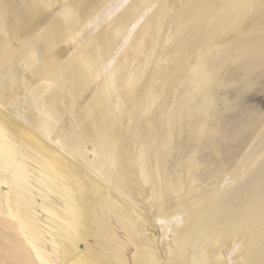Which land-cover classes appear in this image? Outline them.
Returning a JSON list of instances; mask_svg holds the SVG:
<instances>
[{
  "label": "rangeland",
  "instance_id": "obj_1",
  "mask_svg": "<svg viewBox=\"0 0 264 264\" xmlns=\"http://www.w3.org/2000/svg\"><path fill=\"white\" fill-rule=\"evenodd\" d=\"M61 2L0 0V264H264V0L97 2L95 62L72 36L90 3ZM173 95L167 115L147 100ZM196 112L209 147L186 175L173 132L156 141ZM176 185L220 190L209 212L188 205L186 231L164 220Z\"/></svg>",
  "mask_w": 264,
  "mask_h": 264
},
{
  "label": "bare ground",
  "instance_id": "obj_2",
  "mask_svg": "<svg viewBox=\"0 0 264 264\" xmlns=\"http://www.w3.org/2000/svg\"><path fill=\"white\" fill-rule=\"evenodd\" d=\"M61 1H64V0H58V3L61 4L62 2ZM86 1V4L87 3H90V5L88 6V8L84 9L83 11H80L79 14H78V18H80V26L75 29V30H72V36L73 38L76 40V43L80 44H84V45H88L87 48H88V51L86 53V60L85 61H91L92 59L94 60V62L96 61V58H97V55H98V51H97V48L93 46V44L95 43L94 40H95V36H94V32L95 30L97 29V25H98V15L97 13L94 14L93 16L89 17V14L92 12V11H96V8H95V4L97 2L101 3V4H105L106 6V9L110 8V7H113L112 3H115L116 0H84ZM105 2V3H104ZM104 9V8H103ZM107 12L106 10H104L103 13ZM79 22V23H80ZM196 79V78H195ZM200 81V80H199ZM207 81V80H206ZM207 85V84H206ZM206 89V88H205ZM204 91V90H202ZM183 93V92H182ZM180 95V93H179ZM178 95V97H179ZM197 95V94H196ZM149 96V95H148ZM174 96V95H173ZM171 97V98H166V100H162L164 103H156L155 102V98L153 97H149L147 98V100H149L150 102L149 103H154L155 105H161L162 106V109L164 111L162 112H165L166 115L168 113H172L174 109H176L177 107V104H178V97L177 96H174V97ZM183 96V95H182ZM181 97V95H180ZM203 98V97H202ZM199 100V99H198ZM181 102V101H180ZM179 102V103H180ZM192 102V101H191ZM147 103V102H146ZM201 103V102H200ZM164 104V105H163ZM193 104V103H192ZM148 105V104H146ZM150 105V104H149ZM153 106V105H152ZM159 106V107H161ZM146 107V106H145ZM150 108V107H149ZM158 108V107H157ZM151 109V108H150ZM157 111V109H156ZM177 111V110H176ZM193 111V110H192ZM148 112V111H147ZM199 112V111H198ZM150 113V112H149ZM179 114V113H178ZM163 115V114H162ZM165 115V114H164ZM161 116V115H160ZM159 117V119H161ZM170 116V115H169ZM176 116V115H175ZM183 116V115H182ZM194 118L191 120L189 119H185V122H184V127L181 128V129H178V126H177V123L176 121H174V119H172L171 121L169 122H165L163 123L162 125V131H163V135L161 136L160 139H157L156 141V149L158 152V154L160 153V151L164 150L167 146H169L170 142H171V138L168 137L169 139L167 141H165V134L169 131H172L173 132V137L181 144V147H182V152L180 154V157H178L176 154L175 156H177V158H179V164L180 166L178 167H181L182 169H184L187 174L186 175H189V172L193 169V164H194V159L192 157V150L194 148V146L196 145H205L207 147H209V142L207 141V138H209V135L206 137L205 135V131H206V128H205V125L203 123V120H202V116L200 114H198L197 112L195 113V115L193 116ZM176 118V117H175ZM191 118V117H190ZM167 120V118H166ZM169 120V119H168ZM146 122V121H145ZM145 124V123H144ZM148 124V123H147ZM183 125V124H182ZM131 126V125H130ZM147 126V125H146ZM150 126V124L148 125V127ZM161 126V124H160ZM153 127V126H152ZM156 127V126H154ZM128 128V127H127ZM126 128V129H127ZM135 128V127H133ZM137 128V127H136ZM135 128V130H136ZM155 129V128H154ZM128 130V129H127ZM126 130V132H127ZM133 130V129H132ZM150 130V129H149ZM136 132L135 131H128L126 134H125V139H124V145L130 149L131 151H133L136 155H137V158H138V166L143 170L145 165H146V162H147V156H148V147L147 146H140L138 143H137V139H136ZM142 134V133H141ZM140 134V135H141ZM157 134V133H155ZM168 134V133H167ZM170 134V133H169ZM143 135V134H142ZM139 137V136H137ZM158 137V136H157ZM147 138V137H146ZM154 138V136H153ZM143 139V138H142ZM141 139V140H142ZM145 139V138H144ZM204 139V140H203ZM140 140V139H139ZM146 140V139H145ZM156 140V139H155ZM152 141V140H150ZM175 141V140H174ZM153 142V141H152ZM155 143V142H154ZM178 143V144H179ZM145 144V143H144ZM172 144V143H171ZM173 144H175V142H173ZM171 146V145H170ZM174 146V145H173ZM152 148V146H151ZM168 149V148H166ZM173 149V148H172ZM181 149V148H180ZM174 150V149H173ZM150 151V150H149ZM163 152V151H162ZM194 152V151H193ZM150 153V152H149ZM173 153V152H172ZM176 153V152H175ZM157 154V152H156ZM174 154V153H173ZM152 155V153H151ZM150 155V156H151ZM152 160V159H150ZM148 163V162H147ZM171 163V162H170ZM148 165V164H147ZM150 165V164H149ZM153 165V164H152ZM158 165V164H157ZM164 166V165H163ZM154 168V167H153ZM159 168V167H158ZM161 168V166H160ZM163 168V167H162ZM161 168V169H162ZM146 169V168H145ZM155 169V168H154ZM165 169V167H164ZM170 170V168L168 169ZM183 170V172H184ZM148 171V170H146ZM145 171V172H146ZM160 172V171H159ZM161 172H163L161 170ZM165 172V171H164ZM171 172V171H169ZM173 172V171H172ZM171 172V173H172ZM155 173V171H154ZM148 174V173H147ZM146 175V174H145ZM152 175V174H151ZM156 175V173H155ZM160 175V174H159ZM164 175V174H163ZM168 176V174H167ZM153 177V176H152ZM187 177V176H186ZM150 178V177H149ZM168 180V177H166ZM178 178V177H177ZM176 178V179H177ZM173 179V178H172ZM188 179V178H187ZM157 180V179H156ZM171 180V179H170ZM175 180V179H174ZM164 181V180H163ZM160 182V181H158ZM174 182V181H173ZM166 183V182H165ZM187 183V182H186ZM223 184H226V185H230V181H229V178H227L225 176V178L223 179L222 181ZM162 184V183H161ZM164 184V183H163ZM170 184V183H169ZM177 184H179L177 182ZM167 185V184H166ZM165 186V185H164ZM179 186V185H178ZM178 186L176 185L175 186V195H176V199L171 201V204L170 203H165V205H171L172 207V211H171V215H164L165 217V221L167 220L168 223L171 225V226H176L178 227L179 229H186L185 228V215L188 216V213H187V208H188V205L189 204H194L196 205L197 204V201L195 202L194 200L197 199L199 200L200 202L198 203H205L206 205L204 206V210H208L207 212H209V209L211 208V206L216 202V200L220 197L219 196V193H220V190L219 189H211V190H203L202 191V195H200L199 197L196 196V198H189V197H192V194H188V195H185V193L181 190H179L180 188H178ZM161 187V185H160ZM168 187V186H167ZM168 189V188H166ZM179 190V191H178ZM172 191V190H170ZM177 191V192H176ZM181 191V192H180ZM167 194V193H166ZM172 194V193H171ZM173 196L174 193L172 194ZM169 196V195H168ZM164 197V196H163ZM162 197V198H163ZM194 197V196H193ZM160 198V197H159ZM166 198V196H165ZM170 198V197H169ZM173 198V197H172ZM166 200V199H165ZM168 200V199H167ZM163 202V200H162ZM170 202V201H169ZM193 205V206H194ZM165 207V206H164ZM168 207V206H167ZM163 208V207H162ZM166 212V211H165ZM169 212V211H168ZM166 212V213H168ZM203 220V219H202ZM261 223V226L263 227L264 225V217L262 219V221L260 222ZM189 224V223H188ZM163 228V227H162ZM186 231V230H184ZM258 235L260 236L259 238L262 239V241H264V227L260 229V231L258 232ZM229 233L227 232L225 237L222 239V241L220 242V245H219V251L222 253V256L224 259H227L229 262L231 261H236V257L234 259V251L233 249L231 248L230 246V242H229ZM261 241V244H260V250L262 253H264V243H262ZM261 257L264 258V255L263 254H260ZM215 257V256H214ZM211 264H223L222 261L220 259H212L211 260Z\"/></svg>",
  "mask_w": 264,
  "mask_h": 264
}]
</instances>
